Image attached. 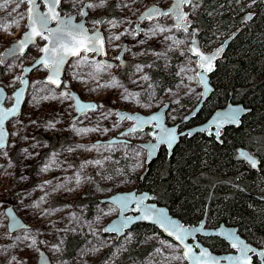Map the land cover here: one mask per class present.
I'll return each mask as SVG.
<instances>
[{"label":"rangeland","instance_id":"374dc122","mask_svg":"<svg viewBox=\"0 0 264 264\" xmlns=\"http://www.w3.org/2000/svg\"><path fill=\"white\" fill-rule=\"evenodd\" d=\"M87 2L96 4L98 0H82L75 5L72 0H62L59 10L61 14H74L80 19L79 13ZM171 3L172 0H107L104 7L88 8L86 27L90 32L99 26L93 22L102 16L105 21L117 22L116 27L103 23L100 28L106 57H98L97 61L93 53H88L89 64L79 66L80 57L72 59L59 89L45 86L47 71L43 67L26 75V100L20 115L6 125L9 140L2 151H6L7 156L0 154L3 166L0 168V264H37L40 251L48 255L51 264H186L181 247L160 233L139 235L130 230L122 237L102 234L105 225L118 215V208L102 202L103 199L119 192L149 191L140 186L146 157L137 143L149 141L148 131L152 132V128L145 129V133L123 135L133 122L120 120L116 113L147 116L167 103L166 122L172 126L184 119L201 98L203 85L196 77L201 70L189 50L193 37L178 31L171 15L138 22L146 10L166 9ZM212 3L192 0L191 5L183 7L190 27H197L195 21L200 9ZM0 5H3L0 26H4L0 27L1 59V53L27 29V22L25 3L0 0ZM247 5L245 1L243 6ZM238 7L239 3L235 8ZM239 12L241 10L236 14ZM157 26L171 31H157L152 35ZM110 36L120 38L109 40ZM199 38L204 52L217 47L219 39L213 35L210 34L206 41ZM38 40L23 56L5 65L0 63V86L7 93L6 107L12 104V93L20 86L18 78H21L23 67L40 55L44 40ZM175 40L184 43L177 45ZM121 53L123 63L116 59ZM83 55L81 53V57ZM103 60L116 64L105 72L96 73L91 63ZM137 65L142 66V71H136ZM151 72L165 73L166 84L153 80ZM144 75L149 80H143ZM113 77L122 87L101 86L111 83ZM211 83L214 85L213 81ZM71 91L83 101L95 102L96 110L78 117L73 100L43 99ZM128 93L139 95L125 100L123 97ZM75 129L97 131L78 135ZM97 160L101 163H86ZM9 163L12 167H8ZM45 167L48 170L42 171ZM58 185L63 187L58 188ZM8 209L28 225V229L10 234L5 214ZM68 238L79 242L69 257L65 247ZM32 239L36 240V245L30 247Z\"/></svg>","mask_w":264,"mask_h":264},{"label":"trees","instance_id":"16d2710c","mask_svg":"<svg viewBox=\"0 0 264 264\" xmlns=\"http://www.w3.org/2000/svg\"><path fill=\"white\" fill-rule=\"evenodd\" d=\"M210 0L196 18L203 41L213 35L218 46L244 24L245 11L253 16L216 59L211 75L214 91L195 120L209 117L227 103H241L249 109L239 126L226 127L220 140L204 135L181 138L171 157L165 153L150 164L140 186L156 195V202L184 223H220L237 227L247 241L264 245V0ZM239 3V7L236 4ZM238 14L236 12L240 11ZM199 36V37H200ZM211 39V38H210ZM152 79L165 85V73L151 72ZM238 148L253 154L254 169L237 155ZM141 188V187H140ZM135 233L159 232L153 226L137 224ZM79 242L68 238L66 256ZM220 244L223 243L220 241ZM217 245H215L216 247ZM208 247L213 250L210 245ZM214 251V250H213Z\"/></svg>","mask_w":264,"mask_h":264},{"label":"snow or ice","instance_id":"6c2138e0","mask_svg":"<svg viewBox=\"0 0 264 264\" xmlns=\"http://www.w3.org/2000/svg\"><path fill=\"white\" fill-rule=\"evenodd\" d=\"M45 5L47 6V11L44 13H40L37 11V0H20V3H27L28 4V21L30 28V33H26L24 38L19 41V47L20 49H24L27 47L28 42H34L36 37H40L44 40H47L50 46H45L43 48H40V52L43 53V56L37 60L36 64L33 65V67H37V65H43L44 69H47L49 72V75L47 76L46 80L43 82L46 85L51 84L55 85L57 88L61 85L60 76L62 73L63 65L66 63V60L68 57H80V59L77 61V66L82 64H89L88 60V53L92 52L96 55H106L105 49H104V38L99 34L98 31H96L94 34L89 35L87 29H85L83 23L79 25H75L72 23L71 19H61L60 13L56 10L57 7L60 5L61 0H43ZM73 4L82 2V0H72ZM135 2V0H134ZM107 3V0H98L96 4H87L85 5L86 8H99L104 7ZM192 0H175L174 4L172 5V8L168 11H161L159 9L151 8L148 9L145 13L142 14L141 20L143 19H153V18H159L160 16H169L172 15L175 20L174 27L178 31H183L185 34L195 37L196 32L195 30L192 33H188V28L191 26L190 22L187 21V14L183 13L181 11L183 6L191 5ZM19 6V5H18ZM125 7L128 5L125 4ZM3 5H0V8H2ZM119 7V4L117 5ZM195 7V6H193ZM81 16H87V12L81 10L79 13ZM249 16L247 19H250ZM51 21H56L58 24V27L55 29H50L48 27L49 23ZM94 25H100L101 23H110L112 27L117 26L116 21H105L103 19L97 20L93 22ZM4 27V26H0ZM6 30V28H5ZM159 31L161 33L166 31H171L169 28H162L157 26L152 30V35H155L156 32ZM147 34V33H146ZM123 35V33L121 34ZM119 36L115 37H109V40L111 39H119ZM166 39H173L172 37H166ZM143 41H141L142 43ZM174 43L177 45L184 43L183 40H175ZM191 48L190 52L192 55L196 56L198 59L196 60V66L201 70L200 72L196 73V77L198 78V82L200 84L205 83V73L211 72L214 69V60L218 57V55L222 52V48L218 49L215 53L212 55H205L202 53L199 48L197 47V41L193 38L191 41ZM81 53H84V55L81 57ZM183 55V53H181ZM156 55H162L161 53H156ZM116 59H121V57H117ZM94 67L96 73H102L106 70L111 69L114 65L106 62H92L91 65ZM30 71V70H26ZM136 71H142V66L137 65ZM183 72L184 69H181ZM74 79H78L77 76L73 77ZM95 78V77H93ZM20 79L21 83L26 84L27 81L24 80L22 77L18 78ZM143 80L147 81L149 80V77L147 75H144L142 77ZM135 82V81H134ZM39 83V82H38ZM102 87H122V85L119 84V82L113 77L111 83L101 85ZM65 88H67V84H65ZM170 91V90H169ZM125 92H127V89H125ZM22 93H17L14 96V99L19 101L20 96ZM139 94H132L128 93V95L124 96L123 98L127 100L129 96H138ZM203 95V94H201ZM35 99V97H33ZM43 99H71L74 101H78V98L70 93V92H62L59 96L52 95V96H44ZM3 102V88H0V103ZM176 103H179V101H175ZM79 103V102H78ZM100 107H103L102 105ZM97 108V105L95 104H88L85 105L83 103H79L78 111L81 112V114H85L87 111H95ZM18 114V109L13 107L12 109L4 110L0 108V154L7 156L6 151H2L5 149L7 145V138H8V132L5 130L4 124L5 121L10 116H15ZM116 115L120 116L121 119L126 120H133L138 121L139 123L136 125V127L129 129L128 132L123 133V135H129L137 130H142L143 125L150 124L151 122H156V127L159 130L158 135H154L155 140L157 141V144L166 143L168 145H171L176 140V130L168 129L162 126V124L159 123V117L153 116L150 118V120H141L140 117H133L130 115H121L120 113H116ZM238 113L236 111L226 112L223 114V120L224 121H231L235 122L237 119ZM50 127H54V125H49ZM77 134L87 133L89 131H97V129H75ZM105 132H107V129H104ZM216 135H219V132L216 133ZM79 147V146H78ZM93 147H97L94 145ZM153 148L155 146H152ZM23 151L27 152V149H24ZM248 159L251 162V166L253 168L256 167V162L254 160H251V157H248ZM88 164H100V161H87ZM3 166L0 165V168ZM8 167H12L11 163H9ZM83 167V165H82ZM42 171H47V167L41 169ZM50 183V182H46ZM77 183H79V180H77ZM58 188L63 187V185H58ZM43 199V197L41 198ZM138 204H142V200L137 201ZM9 215H11V212L9 211ZM154 215V210L150 208H145L143 210V214L141 216V219H148L151 218ZM154 223H158L161 225L162 228H164L167 231V234L169 236H173L176 241L183 244L185 238L189 236L191 233L185 229L182 225L176 224L174 221H171L166 218V216L163 213H155V219L153 221ZM120 227H123L121 225ZM105 231H118L117 228L113 229H105ZM226 238L229 239L232 242V247L237 249L240 253L237 257L230 258L233 261V264H253V261L251 257L249 256V253L254 254V250L246 245H244L242 242H240L238 239L235 238L234 233H228L226 235ZM27 239V237H25ZM43 243V241H41ZM36 240L32 239L31 245L35 246ZM201 258H204L203 261ZM15 259V257H13ZM174 259H181V257H174ZM183 259H188L192 261V264H209L210 257L208 256V253L201 251L199 256H196L193 254V249L191 247H187L183 254ZM212 264H217V262H212Z\"/></svg>","mask_w":264,"mask_h":264},{"label":"water","instance_id":"95a60500","mask_svg":"<svg viewBox=\"0 0 264 264\" xmlns=\"http://www.w3.org/2000/svg\"><path fill=\"white\" fill-rule=\"evenodd\" d=\"M62 1V0H61ZM175 0H172L171 5L166 8V9H162L159 7H155V9H159L161 11H168L169 9L172 8V5L174 4ZM256 0H249V4L252 5L253 3H255ZM26 4V22H27V29L22 33L21 37L16 40L15 42H13L8 48H6L2 53H1V59H0V63L1 65H5L9 60L16 58V57H20L23 56L30 47L34 46L37 42V39H39L40 37H36L34 42H28L27 43V47H25L24 49H20L19 47V41H21L26 33H30V28L28 27L29 25V21H28V13H27V9H28V4ZM44 6L43 9L41 8V6ZM61 5V3H60ZM60 5L57 7V11L60 13L59 7ZM184 7V6H183ZM182 7L181 11L183 13L184 12V8ZM151 9V8H150ZM83 11H85V6L82 9ZM37 11L40 13H44L47 11V6L45 5V3L43 2V0H37ZM148 11V10H146ZM145 11V12H146ZM144 12V13H145ZM186 14V13H185ZM61 19H71L72 23L75 25H79L81 23H83L85 29H87L86 25H85V18L86 16H82L80 19H78V16L72 14V15H67V14H61ZM172 16V15H171ZM252 17L253 13H246L245 15V22L243 25H241V27L239 29L236 30L235 33H233L232 35H230L225 41H223L221 44H219L214 50H212L211 52H204V50L202 49L201 45H200V38H199V34H198V29L197 27H189L188 31H194L197 33L195 37H193L196 41H197V47L199 48V50L204 53L205 55H212L213 53H215L218 49H223L222 52L225 50L226 46L228 45V43L232 40V38L238 33V31H240L241 28H243L251 19H247L248 17ZM142 17V16H141ZM141 17L138 19V22H141L143 20H141ZM173 17V16H172ZM174 18V17H173ZM104 19V17H100L99 20ZM154 19V18H153ZM175 23V20H174ZM48 27L50 29H55L58 27V24L56 21H51L48 25ZM101 24L93 31L90 32L88 31L89 35L94 34L96 31L99 32V34L103 37V33L101 31ZM104 38V37H103ZM192 38V39H193ZM42 39V38H40ZM44 40V39H43ZM45 46H50L47 40H44V43L42 44L41 48L45 47ZM192 44H190L189 46V50L191 48ZM104 49H105V41H104ZM222 52L218 55V57L222 54ZM92 53V52H90ZM191 53V52H190ZM192 55V53H191ZM43 56V53L40 52V55L37 57L36 61H34L32 64L30 65H25L23 67V71L21 74V77L27 81L26 84L20 83V86L12 93L13 96V102L11 105H9L8 107H6L4 105V101L6 99V95L7 93L5 92L4 88L2 86H0V88H3V102L0 103V108L4 109V110H8V109H12L13 107H15L16 109H18V114L15 116H10L4 124L5 130L7 131V123L18 117L22 111V107L25 103L26 100V94L28 91V79L26 77V75L30 74L34 69L38 68L39 66H43V65H37V67H33L34 64H36L37 60H39L41 57ZM95 56H101L103 57L104 55H96ZM122 54H120L119 57H121ZM194 56V55H192ZM196 57V56H194ZM217 57V58H218ZM78 57H68L66 60V63L63 65V69H62V73L60 76V80H61V85L63 84V75H64V71L66 66L68 65V63L72 60V59H76ZM216 58V59H217ZM196 59H198L196 57ZM216 59L214 60V69H215V63H216ZM104 62V60H103ZM110 64L113 65V62H109ZM214 69L211 72L205 73V83L203 84V90H202V94L201 98L199 100V102L196 104V106L192 109L191 112H189L186 115V119L190 118L191 116H194L204 105V103L209 99L211 93H213L214 91V87L213 84L211 83V74L214 72ZM26 70H30V71H26ZM48 71V70H47ZM200 72V71H199ZM49 75V72H47L46 77L44 78V81L46 80L47 76ZM49 86L53 87L54 89H59L57 88L55 85H51L48 84ZM17 93H22V95L20 96L19 101H17L16 99H14V96ZM70 93L74 94L77 98L78 101H74L73 100V104L74 107L77 111V116H82L85 115L91 111H87L85 114H81L80 111H78L79 108V103H83L85 105L88 104H95V102H86L80 99V97L77 95V93H75L74 91H71ZM79 102V103H78ZM168 108V104L165 103L162 107L159 108L158 111L150 114V115H142L139 113H134V114H129V113H120L121 115H130L133 117H140L141 120H150L151 117L158 116L159 117V123L162 124L163 127L168 128V129H175L176 130V140L171 144L168 145L166 143H162L165 144V146H167L169 148V150L171 151V149L173 148L172 146H174L175 143H177L178 138L180 136H183L185 133H188L190 136L194 135L195 133H203L206 132L207 135H214L215 139L217 141L220 140V132L221 130H223V128L229 127V126H239L241 123V118L249 112V109L247 107H245V105L241 104V103H227L226 105H224L223 107H220L218 109H216L209 117L208 119H206L203 123L195 125L194 127L190 128L189 130H187L186 132H181V133H177V124L176 125H167L165 122V115H166V111ZM231 111H236L238 113L237 115V119L235 122H231V121H224L223 120V114L226 112H231ZM120 117V116H119ZM121 120V118H119ZM133 125L131 128L136 127V125L139 123L138 121H133ZM152 127V132L150 133L152 140H149L147 142L144 143H140L139 146L142 147L144 149V151L146 152V164L147 167L149 165V163L156 158L157 154H158V148L160 146V144H157V141L154 138V135H158L159 134V130L156 127V122L153 121L150 124H145L143 125V129L145 128H149ZM139 131V130H137ZM8 132V131H7ZM219 132V135L217 136L216 133ZM9 139V133H8V138L7 141ZM152 146H155L154 148ZM237 155L240 159L246 161L249 165H251L250 160L248 159V157H251V160H254L256 162V167L254 169H258V160L257 158L250 153L249 150L245 149V148H238L237 149ZM142 200V204H138L137 201ZM156 195L144 190L141 192H138L137 190H132L129 192H119V193H115L113 195H111L108 198H105L102 200V202L104 203H110L112 205H114L115 207L118 208V215L116 217H114L108 224L105 225V227L102 230V234L103 235H111V236H116V237H122L124 236L128 231L132 230V228L137 225V224H144V225H149V226H153L154 228H156V230L165 238L172 240L174 243L178 244L181 249H182V257L184 254V251L186 250L187 247H191L193 249V254L196 256H199L201 251H204L206 253H208V256L210 257V261L209 264H212V262H217V264H233V261L230 259L232 257H237L240 255V253L238 252L237 249L232 247V242L226 238V235L228 233H234L235 234V238L238 239L240 242H242L244 245L252 248L254 250V253L256 254H260L261 250H258L255 246L249 244L246 242V240L239 235V233L237 232V228L233 227V226H227L224 223H220L219 225L215 226V227H207L205 225V220L202 219L200 222L196 223V224H186L183 221H181L179 218L173 216L170 211L168 210V208L164 205H159L156 201ZM145 208H150L154 210V215L151 218L148 219H141V216L143 214V210ZM9 211L11 212V215H9ZM155 213H163L167 219L174 221L176 224L178 225H182L185 229H187L191 234L189 236H187L183 242V244L179 243L178 241H176L174 239L173 236H169L167 234V231L161 227L160 224L158 223H154V219H155ZM6 217L8 218V232L10 234L16 232V231H20L22 229H28V225L22 223L20 221L19 218H17L15 216V214L12 212L11 209H8L6 212ZM121 225H123V227H120ZM113 228H117L118 231H105V229H113ZM198 236H212V237H217L223 241H225L231 250H234L237 252V254H233V253H228V254H217L214 253L210 250V248L208 246L203 245L198 239ZM202 261L204 258H201ZM186 264H192V261L188 260V259H184ZM37 264H51V261L48 257V255L43 252L40 251L39 252V256H38V260H37Z\"/></svg>","mask_w":264,"mask_h":264},{"label":"flooded vegetation","instance_id":"af4514ba","mask_svg":"<svg viewBox=\"0 0 264 264\" xmlns=\"http://www.w3.org/2000/svg\"><path fill=\"white\" fill-rule=\"evenodd\" d=\"M39 2H40V0H39ZM87 4H90L89 2H87L85 5H87ZM248 6H252V5H250L249 4V1H248ZM44 7V6H43ZM41 8H42V6H41ZM43 9V8H42ZM83 9V8H82ZM81 9V10H82ZM85 12H87V16H86V21L88 20L87 19V17L89 16V11H88V8H86L85 7ZM61 13V12H60ZM102 17H104V19L103 20H105V16H102ZM97 20H99V18L97 19ZM96 20V21H97ZM86 24V23H85ZM103 23H101V25H102ZM199 36H200V34H199ZM40 39V38H39ZM39 40L37 39V42H38ZM36 42V43H37ZM36 45V44H35ZM31 48V47H30ZM124 51H125V48H124ZM37 59V58H36ZM93 59L94 60H97L98 61V56H95V53H93ZM34 61H36V60H34ZM33 61V62H34ZM120 61L123 63L124 61H123V59L121 58L120 59ZM32 62V63H33ZM104 62H106V63H109V62H107V61H104ZM110 62H113V65H115L116 63L114 62V61H110ZM31 63V64H32ZM39 67H43V66H39ZM38 67V68H39ZM67 67V66H66ZM37 69V68H36ZM66 69V68H65ZM23 70V69H22ZM35 70V69H34ZM33 70V71H34ZM46 71H47V69H46ZM48 72V71H47ZM46 75H47V73H46ZM212 75V74H211ZM46 77V76H45ZM62 86V85H61ZM168 109V108H167ZM202 109V108H201ZM200 109V110H201ZM199 110V111H200ZM199 111L194 115V116H191L190 118H188V119H186V117L184 118V119H182L181 121H179V122H177L176 124L178 125L177 126V133H181V132H186L187 130H189L190 128H192V127H194L195 125H198V124H201V123H203L206 119H208V117H203V118H201L200 120H195V117L197 116V114L199 113ZM214 112V111H213ZM212 112V113H213ZM166 113H167V111H166ZM78 117H80V116H78ZM165 120H166V115H165ZM166 124H167V122H165ZM175 124V125H176ZM132 127V126H131ZM149 128H152V127H149ZM131 129V128H130ZM145 129H147V128H145ZM145 129L144 130H139V131H135V132H137V133H145ZM225 128H223V130H224ZM223 130H221V132H220V134H222V132H223ZM147 131V130H146ZM150 131H148V135H149V137H150V140H152V137H151V135H150ZM197 134H200V135H204V136H206V137H213L214 139H215V136L214 135H207L206 134V132H203V133H195L194 135H197ZM194 135H189L188 133H185L183 136H180L179 138H178V141H177V143H175L174 144V146H172L173 148L171 149V151L169 150V148L167 147V146H165V144H160V146H159V148H158V154H157V156H156V158L155 159H153L150 163H149V165H148V167L150 166V164L151 163H153L157 158H158V156H159V154L160 153H165V157L167 158V159H169V157H171V155H172V152H173V150H174V148H175V146L178 144V142H179V140L181 139V138H184V137H187V138H191L192 136H194ZM221 136V135H220ZM216 140V139H215ZM217 141V140H216ZM144 142H147V141H141V142H138L137 144V146L139 147V148H141V150L143 151V152H145L144 151V149L142 148V147H140L139 146V144L140 143H144ZM145 157H146V152H145ZM148 167H147V164H146V166H145V173H144V175L146 174V172H147V169H148ZM207 227H209V226H207ZM237 228V227H236ZM237 232L239 233V231H238V229H237ZM240 235V234H239ZM241 236V235H240ZM197 239L203 244V245H205V246H208V245H210L212 248H214L213 250H211L212 252H214V253H217V254H228V253H233V254H237V252L236 251H234V250H231L230 249V247H229V245L225 242V241H223V240H221V239H219V238H217V237H212V236H198L197 237ZM246 240V239H245ZM220 241L223 243V245H221L220 244ZM246 242L247 243H249V244H251V245H253V246H255L258 250H261V253L260 254H256V253H249V256L251 257V259H252V261H253V264H264V245H262V246H257V245H255V244H253V243H251V242H249V241H247L246 240ZM215 245H217L216 247H215Z\"/></svg>","mask_w":264,"mask_h":264},{"label":"built area","instance_id":"2783aa9c","mask_svg":"<svg viewBox=\"0 0 264 264\" xmlns=\"http://www.w3.org/2000/svg\"><path fill=\"white\" fill-rule=\"evenodd\" d=\"M122 56H123V53H122ZM9 140V139H8ZM7 144H8V141H7ZM6 147H7V145H6ZM51 178V177H50Z\"/></svg>","mask_w":264,"mask_h":264},{"label":"bare ground","instance_id":"6f19581e","mask_svg":"<svg viewBox=\"0 0 264 264\" xmlns=\"http://www.w3.org/2000/svg\"><path fill=\"white\" fill-rule=\"evenodd\" d=\"M105 57H106V55H105ZM17 232V231H16Z\"/></svg>","mask_w":264,"mask_h":264}]
</instances>
